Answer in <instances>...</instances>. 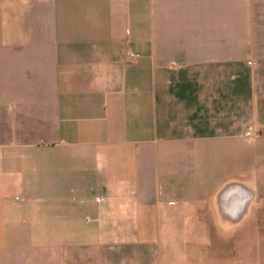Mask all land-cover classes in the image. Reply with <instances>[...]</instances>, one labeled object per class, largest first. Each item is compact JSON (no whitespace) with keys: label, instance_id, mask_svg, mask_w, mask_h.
Listing matches in <instances>:
<instances>
[{"label":"crops","instance_id":"crops-1","mask_svg":"<svg viewBox=\"0 0 264 264\" xmlns=\"http://www.w3.org/2000/svg\"><path fill=\"white\" fill-rule=\"evenodd\" d=\"M257 196L264 0H0V264H263Z\"/></svg>","mask_w":264,"mask_h":264},{"label":"rangeland","instance_id":"rangeland-1","mask_svg":"<svg viewBox=\"0 0 264 264\" xmlns=\"http://www.w3.org/2000/svg\"><path fill=\"white\" fill-rule=\"evenodd\" d=\"M258 162L253 161V165H257ZM263 196H257L255 198V203L252 204L251 210L253 211V224H237L235 227V233L236 234H244V233H251V234H257L258 240L253 243V246L255 249L253 253L254 256H258V262H262L264 264V207L259 209V202L263 200ZM264 202V200H263ZM260 213H262V217L260 219ZM196 226H191L190 231L196 230ZM203 229V228H202ZM205 232L213 233L215 231V227H204ZM228 232H233V231H228ZM258 264V263H256Z\"/></svg>","mask_w":264,"mask_h":264},{"label":"built area","instance_id":"built-area-1","mask_svg":"<svg viewBox=\"0 0 264 264\" xmlns=\"http://www.w3.org/2000/svg\"><path fill=\"white\" fill-rule=\"evenodd\" d=\"M134 54L133 53H131V52H126L125 53V57L127 58V59H132V58H134ZM250 63V62H249ZM251 132H250V130L248 129L246 132H245V135L247 136V137H250L251 136Z\"/></svg>","mask_w":264,"mask_h":264},{"label":"bare ground","instance_id":"bare-ground-1","mask_svg":"<svg viewBox=\"0 0 264 264\" xmlns=\"http://www.w3.org/2000/svg\"><path fill=\"white\" fill-rule=\"evenodd\" d=\"M241 195H242V194H241ZM247 198H248V195H245L243 199L238 198V201H239V199H240V200H241V204L244 205V204H245V201L247 200ZM243 205H242V206H243Z\"/></svg>","mask_w":264,"mask_h":264}]
</instances>
